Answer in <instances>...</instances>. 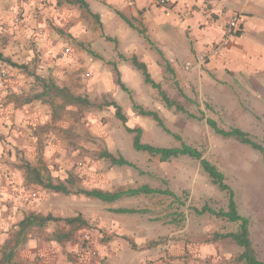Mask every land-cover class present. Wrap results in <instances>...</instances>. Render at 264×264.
Returning <instances> with one entry per match:
<instances>
[{
    "label": "crops",
    "instance_id": "0c3cea01",
    "mask_svg": "<svg viewBox=\"0 0 264 264\" xmlns=\"http://www.w3.org/2000/svg\"><path fill=\"white\" fill-rule=\"evenodd\" d=\"M38 1L0 0V26H4L1 28L2 35L5 38L12 37L11 41L16 47L4 53L19 60L16 62L12 57L0 54L13 62L27 64L34 56L33 51L40 53L42 62L50 69L48 73L51 77L58 76L59 68H70V55L67 57L66 53H70L71 49L68 46L61 47V41L55 35L46 40V35L37 37L38 33H32V30L26 31L20 39H15L18 38L17 33L14 36L10 29H18V22L21 21L19 17L25 26L35 25L31 16ZM57 2L77 10L72 17L64 6L61 20L74 22L68 37L75 38L83 52L90 53L94 46L103 44L105 40L111 39L116 43L114 53L118 57L111 58L109 62L116 74V85L120 86V82L145 90L149 88L150 84L144 82L142 74L131 63V57L136 56L145 65L151 79L159 85L160 81L151 76L152 71L160 69L162 74L168 72L179 94L187 99L194 96L192 90L200 94L199 98H206L204 92L216 94V90L220 89L223 97L227 98L234 87L247 91L252 100L264 94V0H170L167 5L160 0H84L88 10L79 3L70 4L66 0ZM47 12L50 11L44 10V13ZM234 14L240 17L238 32L227 47L217 54L209 55L210 44L221 37L227 21ZM84 19L88 22L85 24L87 26L82 23ZM80 56L85 58L83 53ZM6 65L0 60V70ZM12 74L16 72L12 71ZM211 76L214 80H211ZM22 81L25 79L18 84L24 86ZM53 83L62 87L58 81ZM203 85H207V88ZM21 88L24 90L20 94L11 97L13 103L8 105L7 111L14 112V118L21 119L24 128L27 123L36 124L44 116L41 112L43 107L38 101L45 95L34 98L42 91L41 86V90L30 93L32 95H28L24 87ZM120 88L127 91L126 87ZM5 94V91H0V97ZM144 98L146 95H139V99ZM27 134H30L29 130ZM101 153L94 162L97 165H94L93 173L84 172L85 178L72 191L73 195L77 194L74 199H65L64 205L57 210L31 206L30 212L22 218L30 214L52 216L49 214L51 211L55 216L62 217L56 220L60 222L61 230L70 224L65 222L66 218L80 216L89 224L77 230L83 231L81 237L75 235L70 238L64 235V231H55L54 226L49 225L50 221L42 227H35L39 235L32 238L30 243L33 246L30 257L34 264H245L240 258L243 248L222 236L235 232L237 222L221 219L208 211L197 213L207 205L204 202L201 205L183 203L176 189L168 188L163 184L164 181L160 182L165 180L163 167L155 173L149 168L142 169L145 170L143 173L146 178L134 182L132 177L120 173V168L134 167L135 161L124 157L131 165H117ZM48 181L53 183L50 179ZM62 183L67 185V181ZM143 185L152 189H167L171 194L141 192L105 202L78 193L79 189L115 192ZM192 193L187 200L189 202L195 198ZM208 197L206 194L200 195L203 201ZM221 209L226 210V207L222 206ZM46 226L47 231L44 230Z\"/></svg>",
    "mask_w": 264,
    "mask_h": 264
},
{
    "label": "rangeland",
    "instance_id": "374dc122",
    "mask_svg": "<svg viewBox=\"0 0 264 264\" xmlns=\"http://www.w3.org/2000/svg\"><path fill=\"white\" fill-rule=\"evenodd\" d=\"M37 3L31 16L32 23H36L34 26H25L23 19L19 17L21 21L18 22V29L10 27L14 36L17 33L18 38L15 39H20L29 30L38 33L37 37L46 35V40L55 35L61 41V47L68 46L71 49L70 53H66L67 57L70 55L71 63L70 68L66 70L61 67L59 75L51 77L48 73L50 69L42 62L41 54L33 51L34 56L27 62L28 73L8 65L5 67L8 70H0V91L6 92L0 97V258L6 247V251L13 250V264H34L30 257L33 249L30 243L39 232L37 228L31 227L18 235V222L30 212L31 206H46L50 210H57L64 205L65 199H74L77 194L73 195L72 191L85 178L84 172L93 173V167L97 165L94 162L99 159L102 151L135 161L134 167L120 168V173L132 177L134 182L146 178L143 173L145 170L142 169L149 168L155 173L158 168L163 167L166 175L165 180L160 182L164 181L163 184L168 188L176 189L183 203L201 205L204 202L216 210L226 207L227 193L212 183L208 174L200 167L199 160L179 155L163 162L157 156L133 149V134L126 127L139 126L142 128V142L165 147H178L183 142L201 151L202 157L223 173L225 182L234 191L239 213L249 221L255 255L264 261V161L261 154L234 138H224L214 133L204 119L188 117L174 108L167 109L157 90L150 85L145 90L128 83L124 84L127 91H123L116 85V74L109 63L111 58L118 57L114 53L116 43L107 38L109 41L97 44L92 51L89 50L90 53L83 52L75 38L68 37L74 22L61 20L64 6L72 17L77 10L57 0H39ZM44 10L50 12L44 13ZM82 23L87 26L85 24L88 22L84 19ZM1 28L4 26H0V53L5 54V50L11 52L16 47L11 41L12 37L5 38L2 35ZM80 53L85 54V58ZM5 56L12 57L16 62L19 60L13 56ZM156 70L152 71L151 76L159 80L167 96L186 111L197 117L211 118L223 129L238 127L264 145V94L252 100L247 91L234 87V91L229 94L231 96L227 98L223 97L219 88L216 94L204 92L206 98H199L200 94L192 90L194 96L187 99L179 94L167 71L162 74L160 69ZM12 71L16 74H12ZM29 73H35L45 80L58 81L60 86H65L71 93L86 97L90 104H73L50 93L38 101L43 107L41 112L44 116L41 120L36 124L27 123L23 128L20 122L22 120L14 118V112L9 113L7 108L13 103L10 101L11 97L24 90L21 87L26 89L28 95L41 90L40 82ZM23 78L24 86H21L18 83ZM211 80H214L213 76ZM203 86L207 88V85ZM137 93L139 94L136 95ZM139 95H146V98L139 99ZM112 102L122 105L121 112L126 117L124 123L116 117ZM132 103L143 109L157 111L165 127L179 135L180 139L165 132L151 117L138 115ZM50 109L51 112H48ZM26 163L38 169L44 182L49 179L55 184L67 181L66 186L71 193L51 192L33 182L26 176ZM191 191L195 198L189 202L187 200ZM201 194L209 196L206 201L201 200ZM49 214L57 219L62 218L51 211ZM49 225L54 226L55 231H64L68 238L75 235L81 237L83 231L81 233L77 230L83 225L89 226L83 219L68 224V228L65 226L62 230L59 228V221H50ZM44 230L47 231V226Z\"/></svg>",
    "mask_w": 264,
    "mask_h": 264
},
{
    "label": "trees",
    "instance_id": "16d2710c",
    "mask_svg": "<svg viewBox=\"0 0 264 264\" xmlns=\"http://www.w3.org/2000/svg\"><path fill=\"white\" fill-rule=\"evenodd\" d=\"M66 2L70 4L79 3L81 6H83L84 8L88 10V6L84 2V0H66ZM94 16L96 17V15ZM0 60H2L3 62H6L11 67L20 68L28 73L27 64H24V63L19 64V63L13 62L9 58L3 57L1 54H0ZM130 60H131L132 65L135 67V69H137L142 74L144 82L150 84L152 87L158 90L159 96L161 97V100L164 102L166 107L168 108L174 107L176 111L183 112L188 117L197 118L199 120L204 119L206 124L214 131V133L224 138H230V137L234 138L238 142L250 146L252 149L258 151L261 154V157L264 161V145L263 144L252 139L247 132H245L244 130L238 127L223 129L219 127L217 123L211 118H204V116L197 117L193 115L192 113H189L181 105L177 104L175 101L168 98L165 91L161 89L160 85L151 79L150 74L147 71L145 65L141 61H139L136 58V56H132ZM29 74L34 76L35 80L39 81L42 87V91L39 94L34 95V98H40L41 96L51 93L73 104H77V105H89L90 104V102L88 101L86 97L73 94L66 87H59L55 83L51 81H46L45 79L36 75L35 73H29ZM119 84L122 88L125 89L122 83L119 82ZM111 104L116 109V112H115L116 117L124 123L126 121V117L121 112L120 106L117 105L115 102H112ZM133 108L137 111L138 114L151 117L157 123L159 127H161L165 132L172 134L174 138L180 139L179 135L172 133L171 131H169V129L165 127L162 119L159 117L157 112L151 111V110H145L142 107L137 106L135 104L133 105ZM126 130L129 133L133 134L132 146L135 150L144 151L148 153L149 155L157 156L161 161H167L171 158H176L179 155H187L191 158L199 160L200 167L202 168L204 172L208 174L212 183L218 185L220 189L224 190L227 193V206H226V210H223V209L216 210V209L210 208L208 205H204L200 210L197 211V213L208 211L209 213H212L216 217H219L221 219H225L230 222H237L238 228L235 232L225 233L222 236L230 238L233 242H235L237 245L243 248V251L240 254V258L244 261L245 264H264V261L258 259L255 255V250L252 246V242L250 239L249 221L246 217H244L243 215L239 213L237 209V203L234 198V191L225 182V177L223 173L219 171L214 164H212L211 162H209L208 160L202 157L201 151L183 142L178 147L176 146H172V147L155 146L149 143H144L141 141L142 129L140 127H135V128L126 127ZM101 155L108 158L111 163H114L117 165H125V164L131 165V163L122 156L116 157L107 151L102 152ZM24 168H25L27 178H29L33 182L42 184L44 187L51 189L53 191H56V192L68 193V189L63 183L53 184L50 181L44 182L42 176L40 175L36 167H33L32 165L26 163ZM141 192L143 193L159 192V193L171 194V192L167 189L166 190L152 189L146 185H143L137 188L127 189V190H118L115 192H105V191H101L97 189H92V190L79 189L78 190V193H82L88 197H95L105 202L114 201L122 195H136ZM121 210L125 211V209H121ZM55 220H58V219L55 217H52L51 215L41 216V215L30 214L18 222V227H19L18 235L23 234L24 231L27 230L28 228L42 227L48 221H55ZM64 220L67 223H73L76 220H78V217L66 218ZM6 250L7 249L5 247V251L3 252L0 258V264H13L12 263L13 250L12 249L10 251H6Z\"/></svg>",
    "mask_w": 264,
    "mask_h": 264
},
{
    "label": "built area",
    "instance_id": "2783aa9c",
    "mask_svg": "<svg viewBox=\"0 0 264 264\" xmlns=\"http://www.w3.org/2000/svg\"><path fill=\"white\" fill-rule=\"evenodd\" d=\"M162 4H169L170 0H160ZM18 21V19H15ZM240 25V17L238 14L232 15L227 21L223 34L217 40L210 44L208 49L209 55L219 53L222 49L228 46L230 39L238 32Z\"/></svg>",
    "mask_w": 264,
    "mask_h": 264
}]
</instances>
